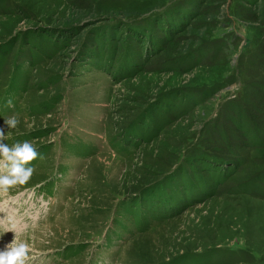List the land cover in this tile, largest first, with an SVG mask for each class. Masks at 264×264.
Wrapping results in <instances>:
<instances>
[{"label":"rangeland","instance_id":"374dc122","mask_svg":"<svg viewBox=\"0 0 264 264\" xmlns=\"http://www.w3.org/2000/svg\"><path fill=\"white\" fill-rule=\"evenodd\" d=\"M0 130L30 264H264V0H0Z\"/></svg>","mask_w":264,"mask_h":264},{"label":"clouds","instance_id":"9594fccd","mask_svg":"<svg viewBox=\"0 0 264 264\" xmlns=\"http://www.w3.org/2000/svg\"><path fill=\"white\" fill-rule=\"evenodd\" d=\"M11 105L12 101H6ZM18 121L15 115L4 121L7 128H15ZM4 132L0 130V137ZM39 153L33 145L25 141H16L11 146L0 139V192H6L16 185H24L33 173V165L29 163L38 157ZM13 233L12 240L0 248V264H26L29 258L30 246L24 241H17L11 228L0 230V236L5 232Z\"/></svg>","mask_w":264,"mask_h":264},{"label":"trees","instance_id":"16d2710c","mask_svg":"<svg viewBox=\"0 0 264 264\" xmlns=\"http://www.w3.org/2000/svg\"><path fill=\"white\" fill-rule=\"evenodd\" d=\"M182 9H180L179 10V14L181 15V14H183V12L181 11ZM178 12V11H177ZM168 14V13H167ZM148 23V22H147ZM146 23V27L148 28V29H150L149 31L150 32H153L152 30V28H149L150 26H149V23H151V22H149L148 24ZM112 26H110V27H108V31L107 32H109V36H110V38H113V39H115L116 37H118L119 35H120V33H117L116 32V29L115 28H111ZM132 28H133V30H136L137 28H135V27H133L132 26ZM158 28H161V26L159 25L158 26ZM111 30V31H110ZM140 31V30H139ZM148 32V31H147ZM105 33V32H104ZM141 33L142 34H144V36L145 37H147V36H150L149 34L150 33H144L143 31H141ZM238 35V34H237ZM106 36V34H104V37ZM107 36H108V33H107ZM151 36H152V34H151ZM135 38V37H134ZM237 38V37H236ZM105 39V38H104ZM104 39H103V41H104ZM110 40V39H109ZM127 42V46L126 47H122V49H126L127 47H128V43L129 44H132V42L134 41L135 42V40L132 38H127V40H126ZM105 42V41H104ZM152 45V44H151ZM219 45H220V43H216V44H214V45H212V46H210L208 49H210V48H212V49H214L215 51L216 50H219ZM153 46V45H152ZM110 47V46H109ZM108 48V47H107ZM208 51H212V50H208ZM112 53V52H111ZM110 53H108V55H109ZM139 55V54H138ZM92 56H94V54L92 55ZM108 58V57H107ZM122 58H126V59H130V58H133L130 54H127V55H125V56H122ZM109 59V58H108ZM137 65H138V67L139 68H141V65L139 64V63H137ZM100 67L101 68H103V69H105L106 70V67L104 66V64L103 65H100ZM130 68H128L127 69V71L125 72V70H123L121 67H118V69H114V70H112V74H113V76H114V74H117L118 72L122 75V76H125V75H131V74H133L134 72H135V69L133 68V66H129ZM118 70V71H117ZM232 77H234V76H232ZM234 83H236L237 82V79H233L232 80ZM232 85V84H231ZM203 94V93H202ZM207 94V93H206ZM201 97H203V95L201 96ZM234 100V102L233 103H235V104H239L240 103V99L239 98H234L233 99ZM164 109H165V112L167 111V109H168V107H164ZM239 108L237 107L236 109H235V113H237V110H238ZM239 111V110H238ZM239 113V112H238ZM249 127H250V129H252V125H249ZM203 155V153L201 152V151H194V160L196 161V162H200L201 160H200V156H202ZM191 159V158H190ZM211 168V167H210ZM198 172V171H197ZM200 177H203V176H200ZM222 179V178H221ZM221 179H217V180H213V183H218V182H220V180ZM263 181H264V179H263ZM161 183H162V181H161ZM243 186H245V185H243Z\"/></svg>","mask_w":264,"mask_h":264}]
</instances>
